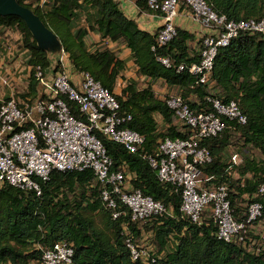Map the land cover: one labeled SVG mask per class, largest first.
<instances>
[{"label":"trees","instance_id":"1","mask_svg":"<svg viewBox=\"0 0 264 264\" xmlns=\"http://www.w3.org/2000/svg\"><path fill=\"white\" fill-rule=\"evenodd\" d=\"M128 1L141 13L160 16L149 8L148 0ZM203 1L227 21L264 19V0ZM17 3L32 11L57 37L68 56L71 74L88 73L116 94L122 111L131 116L124 126L140 135L143 145L130 154L100 136L102 145L113 170L129 176L130 190H140L160 202L165 212L144 224L133 222L118 197L112 195L116 205L108 207L94 173L87 169L53 171L47 180L39 181V193L5 185L0 188V264H40L44 251L56 243L72 249L71 264H264V229L250 233L242 243L218 239L210 214L205 213L199 224L185 217L180 191L161 182L146 159L155 156L161 140L189 135L166 105L170 95L181 96L196 112H212L213 99L238 101L246 123L227 120L220 134L202 141L211 155L202 175L212 176V182L206 184L209 187H227L236 220L244 217L248 204L262 202L263 215L255 223L264 227V194L258 195L264 185V36L237 34L217 50L208 80L200 83L190 69L201 61L202 38L188 31L176 28L173 38L159 46L162 26L152 33L142 30L115 0ZM182 10L186 11L183 6ZM9 30L20 35L19 49L27 53L25 63L30 67L27 88L16 92V97L34 99V68L46 70L50 56L38 49L22 20L0 16L4 67L6 59L2 57L11 48L4 32ZM91 35L99 40L90 41ZM124 51L128 56L123 59L119 54ZM128 63L134 77L126 79ZM158 81L165 83L171 94L156 95ZM70 105L77 116L75 105ZM232 154L240 155L239 165L230 163ZM128 243L145 249L148 258L133 260Z\"/></svg>","mask_w":264,"mask_h":264},{"label":"built area","instance_id":"2","mask_svg":"<svg viewBox=\"0 0 264 264\" xmlns=\"http://www.w3.org/2000/svg\"><path fill=\"white\" fill-rule=\"evenodd\" d=\"M148 5L163 20L159 46L175 35L173 22L181 6L203 30L212 32L202 37L201 61L190 69L193 75L199 76L200 83L208 80L217 50L237 34L249 32L264 36V19L227 21L203 0H148ZM50 60L46 70L34 68L37 82L34 99L16 97L12 75L0 71V82L9 90L0 98V188L9 185L39 193V181L47 180L51 172L87 169L94 173L108 207L115 208L112 195L118 197L130 211L133 222L144 224L163 214V204L140 190H130L129 176L113 170L112 160L102 145L100 136L123 146L130 154L137 153L143 145V138L124 126L131 116L122 111L116 94L103 88L88 73L71 74L68 56L63 50L50 56ZM162 64L167 66L168 62L162 60ZM26 71L29 78L30 67ZM70 104L75 105L77 116ZM166 105L177 121L187 127L189 135L183 139L161 140L155 156L148 155L146 159L161 182L180 191L182 214L199 224L208 212L217 238L225 242L242 243L255 230L262 231L264 227L255 223L263 215L262 202L248 204L244 217L236 220L227 187H209L206 184L212 182V176L202 175V168L211 162L210 152L202 141L220 134L227 120L240 125L246 123L239 102L213 99L212 112H196L181 96L170 95ZM241 162L240 155H231L230 163ZM260 194H264V185L258 190ZM128 248L133 260L149 256L145 249L131 243ZM72 254L68 245L56 243L44 251L40 264H71Z\"/></svg>","mask_w":264,"mask_h":264},{"label":"crops","instance_id":"3","mask_svg":"<svg viewBox=\"0 0 264 264\" xmlns=\"http://www.w3.org/2000/svg\"><path fill=\"white\" fill-rule=\"evenodd\" d=\"M120 4V7L124 14L137 22L138 26L147 32H154L157 28L161 27L163 24V20L160 16L151 15L147 13H141L136 8V6L128 0H115ZM174 25L176 28L188 31L195 35L196 38H202L206 34H210L209 32L203 30L191 17V15L188 13V11L182 10L177 17L174 19ZM193 23L197 25L196 27H192ZM152 28V29H150ZM90 41L96 42L99 40L98 36L91 35ZM113 47V45H111ZM9 51H12L11 56L9 53H6L2 58L6 59L4 63L6 66L4 67L2 61L0 62V68L2 73H10L12 75V78L14 79L17 86H20V82L16 76L15 69L19 67V62H17V59L15 60L14 55L15 51L9 49ZM123 56H119L120 58H126L128 56V53L126 51L123 52ZM120 55V54H119ZM14 59V60H13ZM126 79L134 77L133 73V66L131 63L127 64V70L125 72ZM120 86L122 84V81H119ZM4 92L7 94L9 90L7 88L4 89ZM2 97V96H1ZM0 97V98H1Z\"/></svg>","mask_w":264,"mask_h":264},{"label":"water","instance_id":"4","mask_svg":"<svg viewBox=\"0 0 264 264\" xmlns=\"http://www.w3.org/2000/svg\"><path fill=\"white\" fill-rule=\"evenodd\" d=\"M0 16L16 17L22 20L36 42L38 49L48 53L49 56L62 50L57 37L43 25L32 11L20 6L17 0H0Z\"/></svg>","mask_w":264,"mask_h":264},{"label":"rangeland","instance_id":"5","mask_svg":"<svg viewBox=\"0 0 264 264\" xmlns=\"http://www.w3.org/2000/svg\"><path fill=\"white\" fill-rule=\"evenodd\" d=\"M175 26V25H174ZM197 25H195L193 23L192 27H196ZM200 26V25H199ZM201 27V26H200ZM202 28V27H201ZM152 29V28H150ZM207 32H209L210 34L212 33L211 31H208V30H205ZM6 33V35H8L9 38H7L10 43H11V50H14L15 51V55L17 56V62H19V67L17 69H15L14 72H16V76L20 82V86H18V89H16L17 91L15 92H18V93H23L25 92L26 88H27V84H28V77H26L27 75V71H26V61L25 59L27 58V53L26 52H23L19 49V45H20V35L16 32H14L13 30H9L7 32H4V34ZM4 45H2V43H0V53L3 52V49H4ZM5 53V52H4ZM11 56V53L12 51H9L8 52ZM14 55V56H15ZM119 56H123V54L121 53ZM1 70V69H0ZM4 89L1 82H0V97L5 93L4 92ZM154 90H155V93L156 95L162 97V96H165L166 94L170 93L168 91V88L166 87L165 83H163L162 81H158L156 84H155V87H154ZM17 93V94H18ZM16 94V95H17ZM171 94V93H170ZM15 95V96H16Z\"/></svg>","mask_w":264,"mask_h":264}]
</instances>
